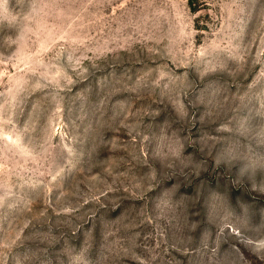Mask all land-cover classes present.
I'll return each mask as SVG.
<instances>
[{"label":"rangeland","instance_id":"1","mask_svg":"<svg viewBox=\"0 0 264 264\" xmlns=\"http://www.w3.org/2000/svg\"><path fill=\"white\" fill-rule=\"evenodd\" d=\"M0 264H264V0H0Z\"/></svg>","mask_w":264,"mask_h":264}]
</instances>
